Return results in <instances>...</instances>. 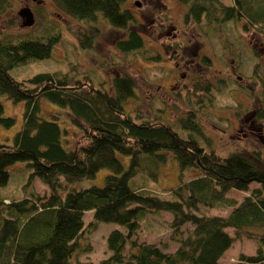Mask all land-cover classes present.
<instances>
[{"label": "trees", "instance_id": "16d2710c", "mask_svg": "<svg viewBox=\"0 0 264 264\" xmlns=\"http://www.w3.org/2000/svg\"><path fill=\"white\" fill-rule=\"evenodd\" d=\"M53 1L87 24L101 16L112 28L124 31L114 41L119 51L138 53L145 48L141 33L134 28L137 17L124 7L126 0ZM178 1L186 4L185 21L198 23L202 16L207 17V1L212 5L213 22L242 21L246 29L253 27L264 35V0ZM8 5V0H0V12ZM95 31L91 36L82 34V47L90 46ZM47 34L11 39L0 33V94L25 103L21 128L10 143L0 141V185L8 181L11 164L25 161L30 167L27 183L36 177L49 187L48 194L32 192L0 200V264H88L73 260L79 252L87 211L92 213L88 230L97 222L122 226L108 232L110 254L97 264H221L223 253L242 236L256 241V251L241 253L228 264H264V152L218 153L191 108L177 116L175 124L165 118V106L151 116L131 113L126 106L136 96V87L126 73L115 75L109 89L93 85L88 75L81 80L39 71L24 79L14 78L10 74L13 67L50 56L58 31ZM157 56L153 54L152 60L159 59ZM203 61L209 58L204 56ZM194 87L206 92L204 98L211 101L207 80L197 79ZM261 95L255 117L264 120V89ZM42 98L67 110L70 125L80 132L72 146L62 143L66 127L40 115ZM13 123V117L3 115L0 101V124L9 127ZM118 154L128 156L127 164ZM168 155L180 169L178 183L168 190L169 198L132 185V179L142 172L155 179L160 162ZM101 168L109 170L101 185L69 187L61 193L64 185L59 175L71 181L92 177ZM183 169L197 174L182 181ZM252 183L256 186L249 189ZM231 189L249 191L238 202L227 196ZM201 207L231 209L222 216L204 213ZM159 212L171 214L170 238L177 243L172 251L137 239L140 221L148 213ZM126 245L128 254L124 253Z\"/></svg>", "mask_w": 264, "mask_h": 264}, {"label": "rangeland", "instance_id": "374dc122", "mask_svg": "<svg viewBox=\"0 0 264 264\" xmlns=\"http://www.w3.org/2000/svg\"><path fill=\"white\" fill-rule=\"evenodd\" d=\"M8 1L9 5L0 12L1 34L17 39L32 34L47 36L50 31H58V41L50 56L13 67L10 74L14 78L24 79L39 71L68 74L81 80L88 75L93 85L109 89L115 75L126 73L133 77L136 87V96L126 106L131 113L137 111L144 117L151 116L159 114L158 109L165 106L162 108L165 118L175 124L176 117L191 108L209 137L211 147L218 153L224 155L232 150L249 152L254 149L264 152V120L255 117L264 89V35L253 27L246 29L242 21L213 22L212 5L207 1L204 3L210 8V14L202 16L196 23L191 19L185 21L186 4L178 0H126L124 7L137 17L134 28L141 33L145 48L138 53H123L115 48L114 41L124 36V31L112 28L101 16L89 25L60 10L53 0ZM22 7L30 8L33 13L34 22L30 26L21 24L18 11ZM215 14L221 20L218 9ZM92 31L96 35L90 46L82 47V34L91 36ZM156 53L159 59L152 60ZM204 56L209 58L208 62H202ZM203 78L209 82V102L204 98L206 92L194 87L195 81ZM0 101L3 115L14 118L12 126L0 124V141L10 143L14 133L21 128L25 103L15 102L5 94H0ZM66 112L44 98L40 100V115L54 118L60 126L67 128V133L62 134V143L70 147L80 132L70 125ZM118 155L127 164L128 156ZM29 172L30 167L25 161L11 164L8 181L0 185V200L18 199L32 192L48 194L49 187L38 178L27 183ZM107 173V168H101L92 177L71 181L61 174L59 179L64 185L61 193L69 187L101 185ZM179 173L177 162L168 155L160 162L155 179L142 172L132 179V185L169 198L168 190L178 183ZM181 173L182 181H186L197 171L183 169ZM254 186L255 183L250 184L249 189ZM248 191L231 189L227 196L239 202ZM230 209L200 208L204 213L222 216ZM83 220L85 231L79 238V252L73 260L97 264L110 254L106 245L108 232L114 228L122 229V226L114 222H97L94 229L88 230L92 221L90 211L85 212ZM170 220L168 212L148 213L140 221L136 234L138 241L154 242L164 250H174L177 243L170 238ZM229 231L232 233L231 229ZM256 248L254 239L236 238L219 259L220 263L235 261L241 253L254 254ZM124 253L128 254V245Z\"/></svg>", "mask_w": 264, "mask_h": 264}, {"label": "water", "instance_id": "95a60500", "mask_svg": "<svg viewBox=\"0 0 264 264\" xmlns=\"http://www.w3.org/2000/svg\"><path fill=\"white\" fill-rule=\"evenodd\" d=\"M18 15L21 18L22 26H30L34 22L33 13L28 7H22L18 11Z\"/></svg>", "mask_w": 264, "mask_h": 264}]
</instances>
